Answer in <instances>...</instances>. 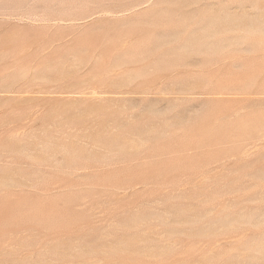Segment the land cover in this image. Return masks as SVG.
I'll return each mask as SVG.
<instances>
[{
  "label": "rangeland",
  "instance_id": "rangeland-1",
  "mask_svg": "<svg viewBox=\"0 0 264 264\" xmlns=\"http://www.w3.org/2000/svg\"><path fill=\"white\" fill-rule=\"evenodd\" d=\"M0 264H264V0H0Z\"/></svg>",
  "mask_w": 264,
  "mask_h": 264
}]
</instances>
